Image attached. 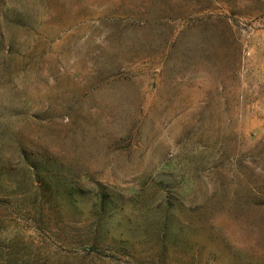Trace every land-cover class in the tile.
<instances>
[{"label": "rangeland", "instance_id": "rangeland-1", "mask_svg": "<svg viewBox=\"0 0 264 264\" xmlns=\"http://www.w3.org/2000/svg\"><path fill=\"white\" fill-rule=\"evenodd\" d=\"M0 264H264V0H0Z\"/></svg>", "mask_w": 264, "mask_h": 264}]
</instances>
